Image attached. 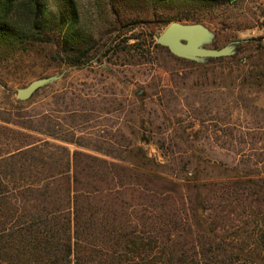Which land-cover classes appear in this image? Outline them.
<instances>
[{"label": "rangeland", "instance_id": "374dc122", "mask_svg": "<svg viewBox=\"0 0 264 264\" xmlns=\"http://www.w3.org/2000/svg\"><path fill=\"white\" fill-rule=\"evenodd\" d=\"M72 2L79 36L103 44L100 52L80 66L64 64L56 44L28 46L1 56L0 115L14 111L51 115L58 137L73 134L90 148L0 119V158L48 141L70 153L80 150L112 160L91 148L121 141L139 146L158 168L155 177L162 180L154 186L178 191L170 181L180 182L178 177L186 175L193 205L222 189H232L239 176L251 172L264 178V86L257 90L241 85L244 78L264 82V55L257 65L252 62L255 57L247 60L243 52L246 40L264 45V0ZM48 4L56 13L57 0ZM174 21L209 28L214 38L207 47L240 43L232 56L187 65L166 57L164 49L155 46L156 36ZM58 74L62 76L57 81L39 89L28 101L16 99L17 88ZM80 107L86 111L85 120L71 126L65 110ZM159 142L164 143L163 149L158 148ZM182 165L183 174L178 171ZM5 207L12 209L14 204ZM233 207L226 229L218 232L227 238L242 236V221L255 210L247 202ZM204 214H210L209 210Z\"/></svg>", "mask_w": 264, "mask_h": 264}, {"label": "trees", "instance_id": "16d2710c", "mask_svg": "<svg viewBox=\"0 0 264 264\" xmlns=\"http://www.w3.org/2000/svg\"><path fill=\"white\" fill-rule=\"evenodd\" d=\"M48 1L0 0V57L28 46L56 44L64 64L85 65L103 44L79 36L72 0H57L54 14ZM155 46L170 59L196 64ZM243 47L244 57H255L252 62L259 65L264 45L246 40ZM241 85L259 90L264 82L244 78ZM65 112L71 126L85 120L82 107ZM0 119L90 148L73 134L58 137L51 115L14 111ZM112 144L91 148L112 160L80 150L70 153L48 141L0 158V264H264V178L251 172L239 176L232 189L193 205L186 175L178 177L180 182L170 181L178 191L160 189L154 186L162 180L155 177L158 168L139 146ZM46 148L53 151L46 153ZM178 171L186 173L185 165ZM246 202L255 210L242 221L243 235H219L233 206ZM11 204L14 208L7 210Z\"/></svg>", "mask_w": 264, "mask_h": 264}, {"label": "water", "instance_id": "95a60500", "mask_svg": "<svg viewBox=\"0 0 264 264\" xmlns=\"http://www.w3.org/2000/svg\"><path fill=\"white\" fill-rule=\"evenodd\" d=\"M214 33L201 23H169L156 38V44L165 47L173 56L192 61L205 63L209 59L232 56L240 41H232L221 48H210ZM62 74L41 77L32 80L24 87L15 91L18 101H28L39 89L57 81Z\"/></svg>", "mask_w": 264, "mask_h": 264}]
</instances>
